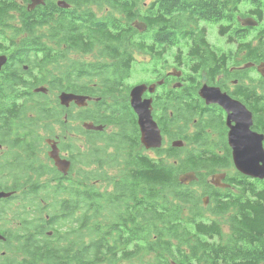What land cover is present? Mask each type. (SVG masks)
<instances>
[{"label":"trees","instance_id":"obj_1","mask_svg":"<svg viewBox=\"0 0 264 264\" xmlns=\"http://www.w3.org/2000/svg\"><path fill=\"white\" fill-rule=\"evenodd\" d=\"M17 1L0 0V36H4L2 33L7 28L14 30L13 38L20 35V24L11 23L12 13L22 12ZM145 1L83 3L84 9L91 5L108 9L106 16L100 18L87 9L93 28L107 29L105 36L91 34L92 45L105 49L98 51L99 58L94 62H75L69 66L70 62L62 61V67L58 64L54 74L43 70L36 56L32 60L30 72L34 81L29 89L42 86L50 78L64 91L75 92L73 76L77 78V88L94 85L91 90L78 93L100 97L97 108L107 113L101 122L117 127V131L85 134L80 130L86 141L73 148L66 137H71L72 128L67 122L71 118L68 115L66 121L62 119L64 112L69 111L59 107L56 99L50 104L46 94H24V134L42 130L57 136L71 167L50 197L39 194L29 185L30 179L27 181L24 243L20 215L14 213L13 221L18 227L5 237L7 251L0 254V264H264V181L236 172L232 177L227 176L228 189L207 184L206 174L233 167L226 141L218 140L219 147L227 149L225 154L217 156L209 151L210 138L201 133L203 123L215 127L217 122L212 116H199L189 109L175 107L169 100L163 103L166 119L160 124L162 130L167 133L169 126L188 128L191 124L194 135H176L194 148L181 153L183 148L161 147L147 153L140 143L125 88L136 63V52L150 54L152 60L147 67L154 75L164 62L180 60L182 53H186L183 60L193 77L201 78L203 71L213 80L215 71L224 69L223 51L208 44L206 27L200 25H218V35H225L230 27H239L236 16H254L259 26L253 28L258 33L246 34H251L252 39H244L238 45L237 53L244 51L242 62L264 61V0H158L157 5ZM81 11L78 9L77 13ZM37 19L36 11L26 18L34 22ZM135 21L143 22L147 30L140 34L132 25ZM36 28L28 25L24 41L21 39L17 47L20 52L23 48L28 52L25 48L37 45ZM151 38H157L161 47L146 50V46L153 47L152 42L146 41ZM165 38L170 41L159 43V39ZM205 44V52L199 53L197 48ZM171 47L175 50L169 53ZM13 84L20 82L14 80ZM13 92L15 110L22 106V94ZM170 111L176 115L171 117ZM86 113L81 115L85 117ZM34 140L28 138L26 169L38 178L42 167L36 164V155L32 153ZM114 169L117 172L110 175L108 170ZM188 171H194L198 180L188 186L181 185L177 178ZM14 172L20 173L19 166L14 167ZM197 188H201L200 194ZM204 196L209 198L205 207ZM43 201L47 204L43 205ZM56 205L58 213L54 211ZM43 212L51 218L39 219V213ZM206 212L211 218L204 215ZM222 225L227 226L226 233Z\"/></svg>","mask_w":264,"mask_h":264},{"label":"flooded vegetation","instance_id":"obj_2","mask_svg":"<svg viewBox=\"0 0 264 264\" xmlns=\"http://www.w3.org/2000/svg\"><path fill=\"white\" fill-rule=\"evenodd\" d=\"M19 2H21V4ZM86 2H89V0H44L42 4L30 9V2L28 0H18L19 5L22 7V12H13L12 15L14 18V15L17 14L15 16L16 23L13 26L20 24L18 25L20 28V35L13 38L14 30L7 28V30L2 33L4 36H0V56L5 57V62L0 69V193L4 194L3 197H0V235L4 237V240H0V245L2 246H4V243L6 242L5 237L12 230L11 228L6 229L2 221L11 219V216H13L14 213L20 215L21 221L19 226L21 227L22 241L24 243V186L27 187V181L30 179L29 185L36 188V190L39 191V194L45 193L48 197H50L51 193L59 186L60 178L67 177L69 173L68 171V173L64 176L58 172L54 167L53 160L48 156V152L51 150V148L46 141L53 140L57 142L56 145L59 150V156L61 158L63 157L62 159L67 160V156H65L66 154L60 149V139L57 136H44L47 135L44 133V131V135L42 136L40 133L31 135L24 134V94L26 95V93L33 92L34 89L37 88L32 87L29 89V84L33 83L34 81V74L33 72H30V67L33 64L32 60L35 56L41 62L43 70L48 71V73L53 72L54 74L57 73L55 72V69L58 64H60L62 67V61H68L70 62L69 66H74L75 60L79 61L78 63L88 64V62H82V58H87V60L94 59V61L99 58L98 51L104 50V46L99 49L97 45H92L91 34L94 33L96 37H98L99 34L105 36L107 34V29L105 27H102L101 29L98 27L93 28L92 23L87 18V8L84 9L85 4L83 3ZM157 2L158 0H152V3L156 5ZM24 3H26L25 7ZM78 9H83V12L81 11L82 13L78 14ZM33 11L37 12L38 19L36 22L26 20V18L30 16ZM246 17L250 16H236V21L238 22V19H243ZM251 18H254V16ZM28 25H36L37 27V45L25 48V50L28 52H24V48L20 52L17 47L21 39L24 41V35H26L28 32ZM258 27V25L256 27H243L240 24L239 27H230L226 31V34H228L229 37L232 35L235 36L232 37V40H229L230 43L228 42V50H222V48L213 46L216 49L223 51L222 63L224 65V69L215 71L213 80H210V78L207 76V73L203 71L200 72L201 78L196 79L195 76L193 77L190 68L185 65L183 60V57L186 55V53H182L180 60L178 58L170 60V62H164L161 65L162 69L159 70V72H156V75L152 74L153 79L149 78L151 80L140 81L136 84L127 85L128 87H125L126 89L128 88L126 94L127 104L132 110L129 96L131 88L139 84L156 86L153 93H149L148 90H146L142 94V100H151V115L162 135L161 147H164V139L171 141L170 147H172L173 141L183 140L176 134H181L184 137V133L186 132L182 131V129L186 128H181V126L176 125L169 126L166 129L167 133L162 130L160 124L165 123L166 119V114L163 110V103H166L168 102L167 100H169V104L175 107L183 108L185 110L189 109L199 116H212L213 120L217 122V125L213 127L203 123L204 127L202 128L201 133L202 135L210 138V140L212 139L211 137H215L217 140H225L227 148L230 150L231 157L232 151L227 143V136L230 128L226 123V119L228 114H236L237 110L230 109L227 111L222 105L218 103L206 104L205 100L199 95V92L204 85L207 87L218 88L223 95L244 106L251 115L252 123L250 130L259 135H263L264 137V77H262L257 71V65L259 63L242 62V54L244 51L237 53L239 44L236 42V40H239L236 37L237 34H240L241 37L239 38L242 39L243 34L245 33L244 38L246 39L251 35L250 34L249 36H246V34L254 31L253 28L258 29ZM254 32L258 33L256 30ZM159 40V43H166L170 41L169 38ZM146 41L149 42V44H151V42L153 43V47L146 46V50H153L157 45L158 47H161L159 44H157V38L147 39ZM95 42L98 41L95 40ZM206 45L207 44L202 47H198V52L204 53ZM172 50L173 48L171 47L167 51L171 53ZM208 51L210 50L208 49ZM238 54L240 56H238ZM142 55L145 61L141 63L147 64L149 62V65L152 60L150 54ZM51 61H54L55 63L50 64ZM136 62L138 61L136 60ZM63 65L65 66V64ZM245 65H249V67L245 68ZM226 69H228L227 73H225ZM147 71L148 74H150L152 70L147 67ZM203 74L205 76V82H202ZM155 76H158V78H154ZM14 80H16V82L19 81L20 84H13ZM71 82L74 86L75 92L70 93L88 96L90 100L87 102V106L78 107L74 102H72L69 108H64L59 104L58 95L61 92L67 91H64V89H62L56 81L50 78H46L43 85L47 87V93L49 91L57 92L58 95L56 101L58 102L59 107L69 111V113L66 111L64 112L62 119H64L65 115L66 120L68 115L71 118L70 121L67 122H70V126L72 125L71 128L73 130V139L78 137L81 140L83 138L84 141H86L85 135H77V130L80 131V128L76 129L75 127L77 124H79V122L92 123L95 126H103L104 130L102 132L106 131L107 127H114L113 125H104L101 122L102 117L107 113L97 108V104L101 102L100 97L78 93L82 90L89 91L95 86L85 85L82 86L81 89L77 88V78L75 76L72 77ZM161 90H165L163 95L161 94ZM13 91H16L15 93L22 94V106L21 108H16L15 110L13 109L12 102L14 93ZM85 111L87 112V115L84 117L81 115V112ZM240 111L244 116L246 115L242 110ZM18 113L21 115L18 116ZM133 115L140 140L137 116L134 112ZM168 115L173 117L174 111H170ZM231 125L235 126L236 123L231 121ZM55 126L56 125H52L53 128ZM83 131L85 134L102 133L99 131H87L84 129ZM193 131L194 130H191L192 134ZM174 135L177 137L175 138ZM29 137L35 138V140L32 142L34 147L32 153L36 156L40 147L45 145L48 149L47 156L50 161L49 167L40 164L39 158L37 159L39 167H42L39 170L42 175L38 178L34 175L33 171L29 172L26 169L29 163V160L27 159ZM71 143L72 147L75 148L73 140ZM209 145L211 147V142ZM153 150L154 149H145V151H147L149 154H152ZM209 151H213V153H215L217 156L226 153V149L221 147L217 149L211 148ZM206 152L208 151L206 150ZM16 165L20 168L19 174L14 172V167ZM223 183L228 184L227 176H225ZM26 190H28V188H26ZM42 204L46 205L47 202L43 201ZM54 211L56 213L59 212L58 205H56ZM38 218L49 220L51 216L43 212L39 213ZM4 250H7L6 246H4ZM4 250L1 252L2 254L5 253Z\"/></svg>","mask_w":264,"mask_h":264},{"label":"water","instance_id":"obj_3","mask_svg":"<svg viewBox=\"0 0 264 264\" xmlns=\"http://www.w3.org/2000/svg\"><path fill=\"white\" fill-rule=\"evenodd\" d=\"M29 8L33 9L42 4L44 0H28ZM240 24L243 27H256L258 23L251 17L240 19ZM133 27L139 32L143 33L146 30V25L143 22H133ZM5 62V57L0 56V69ZM245 68L249 65H245ZM258 73L264 77V61L257 65ZM205 76L203 74L202 82H205ZM155 85L147 86L145 84H139L131 88L130 90V106L137 116V124L140 134V143L146 150L160 149L162 146L161 132L153 120L151 115V100H142V94L148 90L149 93H153ZM34 93L46 94L47 90L43 87H37L33 91ZM199 95L205 100L206 104L218 103L222 105L227 111L230 109H236V114H228L226 123L230 130L227 136V143L232 151L231 159L235 170L248 178L264 181V147H263V135H259L250 130L251 115L245 109L244 106L238 102L232 101L227 96L223 95L218 88L207 87L204 85ZM90 100L88 96L78 95L70 92H61L58 95V101L60 106L69 108L70 104L74 102L78 107L87 106V102ZM242 110L246 115L244 116ZM66 120V115L64 116ZM231 121L236 123L235 126L231 125ZM82 128L87 131H99L104 130L103 126H95L92 123H83ZM51 150L48 152L49 158L53 160L54 167L62 175H66L71 167V162L66 159H62L59 156V150L57 148V142L53 140L46 141ZM52 144V145H51ZM184 142L181 140H175L172 142V147L181 148ZM225 173L215 174L211 177L210 185L215 188L228 189L230 186L223 183L225 179ZM178 182L181 185L188 186L198 180V177L194 171H188L178 176ZM4 194L0 193V197ZM208 198L203 199L204 206L208 203ZM51 235V233H48ZM0 240H4V237L0 235Z\"/></svg>","mask_w":264,"mask_h":264},{"label":"rangeland","instance_id":"obj_4","mask_svg":"<svg viewBox=\"0 0 264 264\" xmlns=\"http://www.w3.org/2000/svg\"><path fill=\"white\" fill-rule=\"evenodd\" d=\"M151 2H152V0H146L145 1V4H148V3H151ZM19 3L21 4V2H19ZM25 4L26 3H24V7H25ZM87 9L90 10L92 13H94V15L97 18L98 17L99 18L100 17H105L106 14H107V11H108V9H106V8H101L100 9V8H97V7L92 6V5L91 6H88ZM16 15L17 14L14 15V20L11 22L13 25L16 23V17H15ZM239 20L240 19H238V22L240 24V21ZM200 26L206 27V40H207V42H208V44L210 46H212V47L215 46L217 48H222V50H226L227 48H229L228 41L229 40H232V37L234 35H232L231 37H229L228 34H225V35L219 34L218 35V27L219 26L218 25H215V24L202 23ZM252 37L253 36L250 35L249 38H246V40L248 41L249 39H252ZM243 40L239 39V40H236V42H237V44H239ZM134 57L136 58V60L138 62H136L134 64V67H133V69L131 71V77L128 78L125 81V83L127 85H133V84H136V83H138L140 81H145V80H151V79H153L152 74L151 73L148 74V71H147V65H148L149 62L147 64L141 63V62H144L145 61L144 58H143V55L136 52ZM93 61H94V59H92V60L91 59H88L87 60V58H82V62H88V63L90 62L91 63ZM74 62H79V61L75 60ZM149 78H151V79H149ZM40 87H43V88L47 89V87L44 86V85L43 86H40ZM57 95H58L57 92H51V91H49L48 93H46V96L48 97V100H49L50 104H52V101L54 99L57 100ZM81 124H83V123L82 122H79V124H77L75 128L76 129L77 128H80V130H83V128L81 127L82 126ZM55 128L57 130V126H55ZM191 130H194V128H193V126H191V124L189 125L188 128L182 129L183 132L186 131L185 132L186 135H191L192 134L191 133ZM116 131H117V127H111V128L110 127L109 128L107 127V130L105 131V133L109 134V133L116 132ZM72 132H73V130H72ZM39 133H40L41 136L44 135L42 130H39L37 134H39ZM77 135H80V132L78 130H77ZM44 136H50V135H44ZM66 137H67L68 141H70V142H72V140H73L74 145L77 146V147L82 146L84 144V139L83 138H82V140L80 138H78V137L73 139L72 133H71V137H68L67 135H66ZM211 138H212L210 140V142H211V148L212 149L219 148V142H218L217 138H215V137H211ZM163 145H164L165 148H169L171 146V141H168V140L164 139ZM181 148H183V151L181 153H184L186 150H190V149L194 148V146L193 145H188V144H185L184 143V145ZM47 152H48V149H47V147L45 145L42 146V147H40L39 148V151H38V154L36 156V162H37V159L39 158V163L40 164L46 165V166L49 167L50 161H49V158L47 156ZM36 164L38 165V162ZM116 172H117L116 169H114V170H108V173L110 175H113ZM236 172L237 171L235 170L234 167H232L229 170H220V169H218V170H215L211 174H208V175L206 174L205 175L206 176L205 181H206L207 184H209L210 181H211V177L213 175H215V174L225 173L226 176L232 177ZM73 175H74V173L72 174V176ZM196 191L198 192V194H200L201 193V188H197ZM205 197H207V196L202 197V199H204ZM207 205H208V203H207ZM204 215L207 216V217H209V218H211V215L209 213H207V212L204 213ZM13 217L14 216H11V219L6 220V221H2L3 225L5 226V228L6 229H10L11 228L12 229L11 231L15 230L18 227L17 226V222L13 221ZM222 231H224L225 233L228 231V228H227L226 225H222ZM3 250H4V246L0 245V254H2L1 252ZM4 251L6 253L7 250H4Z\"/></svg>","mask_w":264,"mask_h":264},{"label":"bare ground","instance_id":"obj_5","mask_svg":"<svg viewBox=\"0 0 264 264\" xmlns=\"http://www.w3.org/2000/svg\"><path fill=\"white\" fill-rule=\"evenodd\" d=\"M84 1V0H83ZM11 5V4H10ZM9 6V5H8ZM31 11V10H30ZM34 12V11H33ZM124 33V32H123ZM94 34V33H93ZM245 34V33H244ZM100 35V34H99ZM129 37V36H128ZM245 39V38H244ZM203 41H204V39H203ZM134 44V43H133ZM263 44V43H262ZM135 45V44H134ZM108 46V45H107ZM141 46V45H140ZM87 47V46H86ZM137 47V46H136ZM144 49V48H143ZM212 49V48H211ZM242 49H243V47H242ZM49 50V49H48ZM105 50V49H104ZM173 50H175V49H173ZM82 52V51H81ZM86 52H87V50H86ZM28 54V53H27ZM174 54V53H173ZM115 55V54H114ZM62 56V55H61ZM215 57V56H214ZM231 58V57H230ZM206 59V58H205ZM48 61V60H47ZM41 65V64H40ZM216 65V64H215ZM24 66V65H23ZM34 68V67H33ZM178 70V69H177ZM19 74V73H18ZM2 75V74H1ZM15 75V74H14ZM9 79V78H8ZM8 81V80H7ZM36 81H37V79H36ZM26 82V81H25ZM69 83V82H68ZM114 87V86H113ZM118 89V88H117ZM241 91V90H240ZM93 92V91H92ZM111 93V92H110ZM94 94V93H93ZM155 107V106H154ZM181 113V112H180ZM17 114V113H16ZM19 114V113H18ZM261 118V117H260ZM48 120V119H47ZM49 128V127H48ZM80 132V131H79ZM178 136V135H177ZM91 137V136H90ZM195 138V137H194ZM89 139V138H88ZM1 142V141H0ZM227 150V149H226ZM206 152V151H205ZM210 153V152H209ZM106 155V154H105ZM106 157V156H105ZM63 158V157H62ZM209 159V158H208ZM221 161V160H220ZM233 166V165H232ZM56 171V170H55ZM38 173V172H37ZM240 183V182H239ZM33 189V188H32ZM34 190V189H33ZM264 194V193H263ZM260 202V201H259ZM258 202V203H259ZM253 207V206H252ZM251 210V209H250ZM247 211V210H246ZM193 213V212H192ZM253 213V212H252ZM245 216V215H244ZM249 216V215H248ZM14 219V218H13ZM236 222V221H235ZM89 223V222H88ZM251 223V222H250ZM264 223V222H263ZM239 224V223H238ZM261 224V223H260ZM2 225V224H1ZM246 228V227H245ZM250 231V230H249ZM22 238V237H21ZM56 239V238H55ZM258 240V239H257ZM246 241V240H245ZM258 253V252H257Z\"/></svg>","mask_w":264,"mask_h":264}]
</instances>
